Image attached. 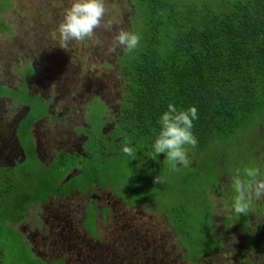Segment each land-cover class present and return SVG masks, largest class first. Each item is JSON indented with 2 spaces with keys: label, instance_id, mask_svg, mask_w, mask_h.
<instances>
[{
  "label": "trees",
  "instance_id": "obj_1",
  "mask_svg": "<svg viewBox=\"0 0 264 264\" xmlns=\"http://www.w3.org/2000/svg\"><path fill=\"white\" fill-rule=\"evenodd\" d=\"M127 2L131 10L123 21L122 29L139 34L141 39L133 51L126 52L121 47L115 54L116 78L123 82L124 89L118 131L112 135L111 142L114 144L113 140L120 135L125 137L114 144L112 154L119 156L133 169L130 163L132 158L122 152V145L127 140L136 151L146 154L141 169H151L149 173L155 176L158 160L168 173L174 170L173 173L187 174L182 180L176 181L180 185V196L186 197L184 203L162 211L161 204L151 208L146 202L144 208L152 209L166 218L168 227L185 251L183 260L197 263L200 257L211 254L213 247L209 246L210 241L206 238L200 240L194 235L191 222L200 224L196 214L201 213L207 222L206 227L213 231L211 219L214 205L208 194L215 191L217 195L222 189L220 179L223 174L228 173L227 162L229 161V167H235L246 158L245 164L253 166V160L264 153L261 141L264 137V0ZM8 7L10 0H4L0 15ZM4 22V19H0V34L10 33L12 30ZM87 41L88 39L82 42ZM169 103L181 110L190 106H195L198 110V119L193 122L192 129L198 145L194 149L186 146L190 162L187 167L178 164L174 168L163 153L156 159L151 158L152 145L160 130L158 121ZM255 145L258 147L252 150ZM28 151L31 156L29 146ZM97 152L98 154L91 152L92 156L101 162L107 159L103 148ZM62 155L66 164L69 157ZM30 158L24 165H31ZM64 164L54 166L53 170L56 172L49 174L51 182L47 185L53 186L51 193L58 192L56 187L64 176L60 174ZM24 165L17 171L18 174L15 172L7 175L0 171V264H4L2 261L5 259L13 264H34V260L30 261V257L25 255L27 250L19 244L22 243V238L14 231L13 227L19 220L13 222V219H9L10 210L19 208V211L26 212L28 205L37 207L39 204L40 197L31 191L39 190L44 183L39 180L36 184L35 177L30 175L34 170ZM99 165L95 163L93 166H84L89 181L81 183L72 180L64 187L61 196L69 189L84 192L96 182L102 186H114L113 183L116 182H110L109 176L118 172V164L109 161L106 167L101 166L105 176H108V183L101 179ZM253 167L259 168L256 165ZM260 173L263 178V173ZM25 176L30 178L26 180L23 178ZM154 187L159 189L157 185ZM191 196L195 198L194 202ZM235 199L232 204L233 212ZM185 202L193 206L192 211ZM133 204L135 203L130 205ZM261 208L264 212V205ZM19 213L21 219L23 213ZM236 214L234 213L235 216ZM9 222H13L10 223L12 228L8 227ZM88 223L84 221L81 226L90 231ZM90 233L92 234L91 231ZM211 233L213 245L217 240L214 233ZM74 239V246L82 247L81 250L74 251L75 264H142L140 254L137 255V260L120 257L122 248H133L136 254L141 250L134 238L119 240L115 246L103 245L94 240L86 241L83 236L79 238L74 235ZM101 246L117 247L119 254L111 249L104 250ZM255 248L257 247L250 246V249ZM106 254L108 256L104 259ZM145 264L159 262L147 259Z\"/></svg>",
  "mask_w": 264,
  "mask_h": 264
},
{
  "label": "rangeland",
  "instance_id": "obj_2",
  "mask_svg": "<svg viewBox=\"0 0 264 264\" xmlns=\"http://www.w3.org/2000/svg\"><path fill=\"white\" fill-rule=\"evenodd\" d=\"M71 3L72 0H10V7L0 15V18L4 19L6 25L11 26L12 29L10 34H0V84L9 82L12 86L13 81H19L22 78L25 81L35 79L36 72H39L38 83L46 87L48 95L56 102L68 101L78 105L73 114L70 115L73 122L63 125L66 129L74 124L81 125V118L85 117L86 113L79 115L76 112L78 108L90 102L94 96H99L105 104L111 107L110 114L115 112L113 109H119L124 86L114 76V71L116 69L115 54L119 52L121 47H117L114 52L110 51V48L113 45V37L119 29H122L123 21L128 17L129 10H131L127 0H106L107 12L101 27L95 30L94 36L87 42L70 41L65 48L57 29L63 20L65 9L69 8ZM3 4L4 0H0V7ZM34 86L36 87L37 84L35 83ZM1 101L2 99H0ZM94 106V103L90 104V109ZM97 106L103 110L102 105ZM93 120L97 123L102 122L98 116ZM11 121L12 118L7 113L0 112L1 131ZM3 135L0 132V136ZM97 138H100L98 139L99 143L89 140L85 144V150L87 148L90 150L103 148L106 153L114 157L115 162L118 160V172L116 171L114 175L109 176V180L116 182L113 183L114 187L126 201L142 205L147 201L154 207L161 204L162 211L184 203L186 197L180 196V185L176 181L182 180V177L187 175L185 172L173 173V170L172 173H168L163 169V165L156 160L154 176L149 173L151 169H141V163H145L146 154L140 150L136 151V158L130 160L133 167L130 169L123 159L112 154L114 144L111 140L110 142L103 140L102 136ZM261 141L264 144V137L261 138ZM254 149L255 146L252 150ZM249 156L251 155L249 154ZM245 159L238 162L235 167H229L228 161L226 166L228 173L223 174L220 179L222 189L217 195H215V191L208 194V198L214 205L211 219L213 231L206 227L207 222L201 213L196 214L200 224L191 222L194 235L200 240L204 238L209 240V246L213 247L211 232L214 233L216 240L221 241V245L218 244L215 254L212 256L211 252L207 255L208 260L206 262L202 257L197 263H193L192 260H183L185 251L168 227L166 218L161 214L154 213L152 209L145 210L146 208L140 206L126 207L122 210L117 206L114 211L118 215L97 220L96 227L93 220L94 210L90 212V208H88L85 221L89 222L90 231L94 236L90 233V235L86 234V237H95L96 241L107 246H115L116 242L122 239L134 238L139 249H141L137 251V255L140 254V257L143 258L142 264L147 263V259L158 261L159 264H242L243 261H240V258L236 257L237 255L243 258L244 264H255L257 260L260 261V258L256 253L257 251L250 249V246L264 249V212H261L251 199L260 205L264 203V197L256 199L255 196H252L248 210L235 216L234 213L236 212H233L232 204L237 193L233 186V178L236 176L237 170H239L241 178L245 177L244 169L252 168L255 165L259 168L262 166L260 169L264 171V153L253 160V166L246 165ZM107 161L108 159L105 160V162ZM118 174H121L122 177ZM157 176L162 183L154 182ZM192 176L196 178L195 175L192 174ZM102 179L107 181L105 175H102ZM118 179L120 181H117ZM195 180L199 181L197 178ZM154 185H157L159 189L155 188ZM105 198L110 200L108 194ZM190 198L194 202L195 198L193 196ZM72 199L54 201L43 209L44 217L49 219V221H45L47 229L44 234H48L49 229H52L57 234L72 232L79 238L84 235L79 225L82 223L84 208L86 207V192L82 195L75 194L74 199ZM100 200V204H104V199ZM186 205L192 211L193 206L189 203ZM249 215L250 220H248ZM234 217L235 219H233ZM252 234L256 236L253 240L250 239L254 237ZM18 235L21 237L20 233ZM217 235L220 239H217ZM46 237L47 235H44L45 240ZM258 237L261 238V242L257 239ZM45 240L38 237L37 243H35L36 237L32 239L37 246L48 245L45 244ZM256 240L260 246L255 243ZM19 244L24 250L27 249L26 244ZM50 244L48 248L51 247L52 244ZM211 247L208 249L210 250ZM48 248H43L42 252L52 255ZM111 250L119 254L117 247H112ZM28 251L29 249L25 251V255L30 257L31 253ZM123 252L128 256L134 254L130 249ZM260 256L264 263V253L261 252ZM2 262L13 264L7 259ZM27 264H31V262Z\"/></svg>",
  "mask_w": 264,
  "mask_h": 264
},
{
  "label": "flooded vegetation",
  "instance_id": "obj_3",
  "mask_svg": "<svg viewBox=\"0 0 264 264\" xmlns=\"http://www.w3.org/2000/svg\"><path fill=\"white\" fill-rule=\"evenodd\" d=\"M0 9L3 8L0 7ZM114 76H117L116 71H114ZM39 77V72H36L35 79L32 78L31 80L28 79L25 81L24 78H22L19 81H13L12 86L9 82L0 84V99H2L0 102V112L7 113L8 116L12 118L11 123H7V127L2 131L0 130V132L4 134L3 136H0V171L7 175H11L12 173L15 174V172L18 174L17 171H20L22 165L27 162L28 157H31V165L24 166L34 170L31 171L30 175L35 177L36 184L39 180L44 183V185L43 183H40L41 186H43L39 190L36 189L34 192L31 191V193L40 197L39 204L37 207H34L31 204L28 205L26 212L19 211V208L16 210L13 208L14 210L9 211V219H13V222L19 220L17 225L13 227L14 231L21 234L22 243L26 244L27 249H29L28 253H31L30 261L34 260V264H74V251L81 250L82 247L74 246L75 239L72 232L57 234L52 229L48 228V234H44L47 229L45 221H49V219L44 217L45 213L43 212V209L46 208V206L54 201L58 202L66 198L74 199L75 194L82 195L86 192L87 201L86 207L84 208L85 211L82 223L87 217V209L90 208V212L94 210L96 227L97 220L107 219L109 216L113 217L118 215V213L114 211L115 207L118 206L122 210V208L126 207H142V204L130 205L132 202L126 201L114 186H111L110 184L102 186L97 182L92 183L90 188L84 192H80L77 189H69L61 196L64 187L71 183L72 180H78L81 183L89 181L86 175L88 172L85 173L83 169V167L88 164L93 166L95 163H99L101 179L102 175H105L101 166L106 167L109 161H114V157H111V155L107 153L106 157L108 161L101 162L91 154V152L98 154L96 148L94 150H90L89 148L85 150V144L89 142V140H94L99 143L97 138L99 135L103 137V140L108 142L112 140V135L118 131L120 107L119 109H113L115 112L110 114L109 110L111 107L108 104H105L99 96H94L90 102H87L84 106L78 108V111L76 112V114L79 113V115L84 112L86 113V116L81 118V125L77 126V124H74L69 129H66L63 125L73 122L70 115L73 114L78 105L68 101H61L60 103L56 102L48 95L46 87L38 83ZM35 83L37 84L36 87L34 86ZM92 103H94L95 106L90 109V104ZM97 105H102L103 110ZM96 116L100 117L102 121L101 123H97L93 120ZM87 120L88 122H86ZM0 128H2V126ZM83 131H86V133H83ZM124 137L125 136L120 135L118 138H115L113 140L114 144L119 143L121 141L120 139H124ZM27 143H30L31 145H28ZM28 146L31 147V156L29 155ZM255 147L257 148V145H255ZM62 154L69 157L66 164H64L65 162L63 158L65 157H63ZM107 159L105 158V160ZM116 163H118V160ZM60 164H64L62 165V168L60 167V174H64V176L61 178L60 185L56 187L58 192L51 193L50 191L53 186L47 185L51 182V179L48 177L50 173L52 175L53 172H56L53 170L54 166ZM259 170L264 175V171L261 169ZM106 177L108 180V176ZM23 178L27 180L30 177L25 176ZM105 183H108V181H105ZM103 194L105 195L101 197ZM106 194H108V197L112 201L105 198ZM100 199H104V204H100ZM146 202L147 201H145L144 204ZM253 203L258 206L257 201H253ZM150 204V202L147 203L148 206L153 208L154 206ZM263 205L264 203H261L260 206H258L261 212H263L261 208ZM103 210H106V212H103ZM19 212L23 213L21 219L18 215L20 214ZM154 213L156 212L154 211ZM248 220H250V215ZM13 222H9L8 227L12 228L10 223ZM82 223L79 227H82ZM47 224L49 225V223ZM82 231L84 232L83 237L86 241H96L95 237H86V234L90 235V231L83 229V227ZM44 235H47L46 240ZM252 235L254 236L253 239L256 238L254 234ZM34 237H36L35 243H37L38 237H40L41 240H45V244L48 245L37 246V244L32 241ZM217 239H220V237L217 236ZM257 239H259V237ZM259 240L261 242V238ZM50 243L53 245V248H51L52 245ZM255 243L260 246V243H258L257 240ZM49 244L51 245L50 248H48ZM218 244L221 245L220 240H217V242L213 244L211 250L212 256L218 249ZM43 248H48L52 255L49 253H43ZM101 248L104 250L112 249V247L106 246H101ZM257 248H255V250L259 255L260 261L257 260L255 264H264L260 256L261 252L264 253V249L259 247V250H257ZM128 249L132 250L134 254L128 256V254L123 252ZM106 256H108V254L104 256V259ZM124 256L137 260V254L133 248H122L120 257ZM236 257L240 258V261L242 260V264H244V260L241 256L237 255ZM202 258L205 259V262L208 260V256H202Z\"/></svg>",
  "mask_w": 264,
  "mask_h": 264
},
{
  "label": "clouds",
  "instance_id": "obj_4",
  "mask_svg": "<svg viewBox=\"0 0 264 264\" xmlns=\"http://www.w3.org/2000/svg\"><path fill=\"white\" fill-rule=\"evenodd\" d=\"M106 0H72L71 6L65 9L62 22L57 29L60 40L66 48L70 41H84L91 39L95 30L102 25L106 15ZM137 33L119 29L113 37V45L110 51L114 52L117 47H123L126 52L136 49L140 42ZM198 119V110L195 106H190L185 110L178 109L175 104L169 103L167 110L159 118L160 130L152 145V159H156L159 154H165V159L174 168L177 165L187 167L189 165L188 149L186 146L196 148L198 140L192 129L193 122ZM122 152L136 158V150L130 146L126 140L122 145ZM247 179L240 176L237 170L233 178V186L237 193L234 210L237 214L245 213L248 210L252 196L256 199L264 197V178L257 179L262 174L259 169L252 167L244 169ZM155 183H162L157 176Z\"/></svg>",
  "mask_w": 264,
  "mask_h": 264
},
{
  "label": "water",
  "instance_id": "obj_5",
  "mask_svg": "<svg viewBox=\"0 0 264 264\" xmlns=\"http://www.w3.org/2000/svg\"><path fill=\"white\" fill-rule=\"evenodd\" d=\"M66 181H67V179H66Z\"/></svg>",
  "mask_w": 264,
  "mask_h": 264
}]
</instances>
